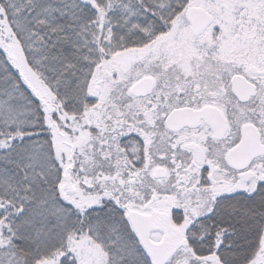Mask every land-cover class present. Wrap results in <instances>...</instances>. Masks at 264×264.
I'll return each mask as SVG.
<instances>
[{
  "label": "snow or ice",
  "instance_id": "1",
  "mask_svg": "<svg viewBox=\"0 0 264 264\" xmlns=\"http://www.w3.org/2000/svg\"><path fill=\"white\" fill-rule=\"evenodd\" d=\"M0 264H264V0H0Z\"/></svg>",
  "mask_w": 264,
  "mask_h": 264
}]
</instances>
